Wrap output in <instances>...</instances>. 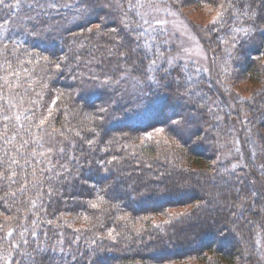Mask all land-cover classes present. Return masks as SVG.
I'll list each match as a JSON object with an SVG mask.
<instances>
[{"label":"trees","instance_id":"obj_1","mask_svg":"<svg viewBox=\"0 0 264 264\" xmlns=\"http://www.w3.org/2000/svg\"><path fill=\"white\" fill-rule=\"evenodd\" d=\"M157 2L221 0L0 5V264H261L264 0L203 26L210 77L168 63Z\"/></svg>","mask_w":264,"mask_h":264},{"label":"rangeland","instance_id":"obj_2","mask_svg":"<svg viewBox=\"0 0 264 264\" xmlns=\"http://www.w3.org/2000/svg\"><path fill=\"white\" fill-rule=\"evenodd\" d=\"M245 7L247 10L251 9V6ZM185 11L187 13L183 14L180 10H177L176 8L166 6V4H159L157 2L148 6L145 19L151 21V25L156 29L160 36L159 40H161V42H163L164 45H166V47L168 48V50L171 52L170 60L172 62L179 61L184 65L193 64V66H195L197 69L202 70L206 75L210 77L212 76L211 58L206 45L207 35L203 31V26H205L208 21L215 15L216 11H214V9L212 8H189L185 9ZM248 87L249 86L246 85L244 82L240 86H238L237 91L241 93H247ZM193 103L197 105V100L194 99ZM230 108H232V106ZM235 123L238 125L242 124L239 119L236 120ZM237 141L239 143V138L237 139ZM235 150L236 153L227 152V158L229 157V155L231 157H235L241 151V149L239 148ZM242 166L244 167L245 164L243 163ZM246 174L253 176V174L249 171H246ZM248 178L250 183L254 185L255 191L258 196L264 198V181L262 179L260 180L255 178V176V179L251 178V176ZM201 192L206 193L208 195L211 194V191L208 192V190H203ZM238 199L242 198H237V200L233 199L231 205H233L235 201L239 203L241 200L239 201ZM220 200L215 199L214 205L220 206L223 203L222 205L224 206L228 204L227 200ZM263 202L264 200L262 201V203ZM254 207L259 208V205L255 204ZM214 210L215 207L209 209V212H213ZM261 215L263 221L262 229H264V208ZM259 233L261 236L259 259L261 264H264V231L262 230V232L260 231ZM238 241V243L242 246L245 245L244 241L242 242L241 239H238ZM240 254L242 256L243 253Z\"/></svg>","mask_w":264,"mask_h":264},{"label":"snow or ice","instance_id":"obj_3","mask_svg":"<svg viewBox=\"0 0 264 264\" xmlns=\"http://www.w3.org/2000/svg\"><path fill=\"white\" fill-rule=\"evenodd\" d=\"M0 5H5V0H0ZM8 6V5H5ZM235 4H234V0H221V3L218 5L219 10L216 13V16L213 17L212 21L210 22V24L212 26H215L217 23H223V17H224V13L228 11L229 8H234ZM171 14V13H170ZM235 15V13H233ZM241 15L243 16H247L249 15V11L247 9L242 10L241 11ZM209 31H211V28L208 29ZM244 35H248L250 29L249 28H242L240 30ZM233 39H235V36L233 37ZM156 62L153 61V64H155ZM169 64L172 63L171 60L168 61ZM175 123V122H174ZM158 132H163L164 129H157ZM8 235H11V233H9Z\"/></svg>","mask_w":264,"mask_h":264}]
</instances>
